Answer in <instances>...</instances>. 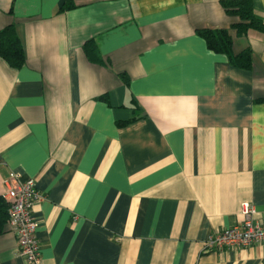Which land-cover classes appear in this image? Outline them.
Segmentation results:
<instances>
[{"label":"crops","instance_id":"1","mask_svg":"<svg viewBox=\"0 0 264 264\" xmlns=\"http://www.w3.org/2000/svg\"><path fill=\"white\" fill-rule=\"evenodd\" d=\"M236 20L222 0H0L26 55H0V208L12 172L35 179L43 264H264V243L204 249L245 201L264 222V32L231 31L251 70L198 32ZM0 264H28L2 212Z\"/></svg>","mask_w":264,"mask_h":264},{"label":"built area","instance_id":"2","mask_svg":"<svg viewBox=\"0 0 264 264\" xmlns=\"http://www.w3.org/2000/svg\"><path fill=\"white\" fill-rule=\"evenodd\" d=\"M3 198L9 205V223L17 235L19 253L28 264H43L37 239L38 223L33 215L35 203L42 199L35 179L22 181L18 173L12 172L4 182ZM257 209L251 201L240 208L241 220L225 227L204 243V249L221 250L264 243V222L256 218Z\"/></svg>","mask_w":264,"mask_h":264},{"label":"trees","instance_id":"3","mask_svg":"<svg viewBox=\"0 0 264 264\" xmlns=\"http://www.w3.org/2000/svg\"><path fill=\"white\" fill-rule=\"evenodd\" d=\"M222 5L228 14L237 19L232 26L230 28H202L198 32L212 51L225 54L230 63L236 67L251 70L253 67L252 50L247 48L236 53L231 31L234 29L239 35H246L252 29L264 32V20L257 16L253 0H222ZM72 6L74 5L67 1L61 9ZM84 50L91 60L103 61L94 39L85 42ZM0 55L15 68H21L26 63L25 49L14 23L0 29ZM124 77L128 80L126 76ZM2 207L3 205H1L0 212L6 213L9 219L8 213Z\"/></svg>","mask_w":264,"mask_h":264}]
</instances>
